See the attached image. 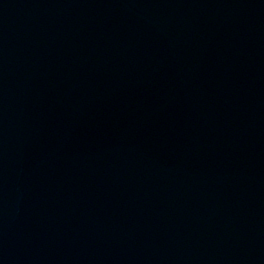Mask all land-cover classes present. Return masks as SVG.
Listing matches in <instances>:
<instances>
[{"label":"water","instance_id":"obj_1","mask_svg":"<svg viewBox=\"0 0 264 264\" xmlns=\"http://www.w3.org/2000/svg\"><path fill=\"white\" fill-rule=\"evenodd\" d=\"M0 264H264V0H0Z\"/></svg>","mask_w":264,"mask_h":264}]
</instances>
